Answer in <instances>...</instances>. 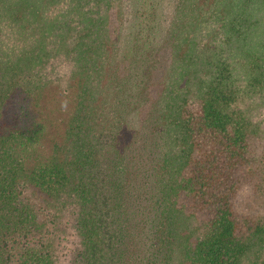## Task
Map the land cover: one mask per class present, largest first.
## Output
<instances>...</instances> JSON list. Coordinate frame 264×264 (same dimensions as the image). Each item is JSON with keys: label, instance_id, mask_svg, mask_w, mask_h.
Instances as JSON below:
<instances>
[{"label": "trees", "instance_id": "1", "mask_svg": "<svg viewBox=\"0 0 264 264\" xmlns=\"http://www.w3.org/2000/svg\"><path fill=\"white\" fill-rule=\"evenodd\" d=\"M0 264H264V0H0Z\"/></svg>", "mask_w": 264, "mask_h": 264}]
</instances>
